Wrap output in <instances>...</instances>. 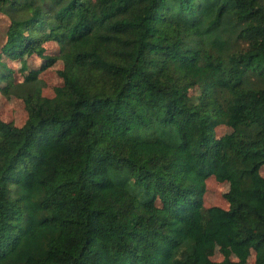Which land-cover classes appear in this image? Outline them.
I'll list each match as a JSON object with an SVG mask.
<instances>
[{
    "label": "trees",
    "instance_id": "16d2710c",
    "mask_svg": "<svg viewBox=\"0 0 264 264\" xmlns=\"http://www.w3.org/2000/svg\"><path fill=\"white\" fill-rule=\"evenodd\" d=\"M0 13V92L27 111L0 118V264H245L235 246L264 264V0H0ZM32 55L43 65L16 83L9 63ZM57 60L44 95L36 75ZM209 177L228 183L227 208L203 205Z\"/></svg>",
    "mask_w": 264,
    "mask_h": 264
},
{
    "label": "rangeland",
    "instance_id": "374dc122",
    "mask_svg": "<svg viewBox=\"0 0 264 264\" xmlns=\"http://www.w3.org/2000/svg\"><path fill=\"white\" fill-rule=\"evenodd\" d=\"M9 26V19L5 13H0V50L6 39V32ZM47 54H55L58 52V44L56 42L45 43ZM43 59L37 55H32L26 58L9 63L14 70L13 75L16 83H22L26 74L30 71L37 70L43 65ZM62 67V61L57 60L52 66L43 69L37 73V77L43 80L42 94L52 95L55 86L61 84L62 79L57 71ZM27 117V111L23 101L15 95L6 96L0 92V118L4 121L13 122L16 125H21ZM230 129L226 126H219L215 135L223 136L227 134ZM264 176V166L260 170ZM206 190L203 195V205L209 207L217 205L223 208L228 207V202L223 194L228 190L227 182H217L213 177H209L206 182ZM226 255L236 261H241L245 264H252L254 262L255 253L247 246H235L228 248ZM209 256L214 261H220L224 254L219 250L217 240L210 236V251Z\"/></svg>",
    "mask_w": 264,
    "mask_h": 264
}]
</instances>
